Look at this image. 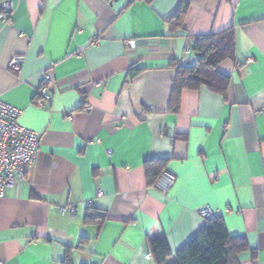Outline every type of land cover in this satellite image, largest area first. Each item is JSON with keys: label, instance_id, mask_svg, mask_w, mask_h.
<instances>
[{"label": "crops", "instance_id": "0c3cea01", "mask_svg": "<svg viewBox=\"0 0 264 264\" xmlns=\"http://www.w3.org/2000/svg\"><path fill=\"white\" fill-rule=\"evenodd\" d=\"M9 1L0 99L40 141L25 179L0 196V260L157 264L150 241L164 237L171 263L210 208L245 237L240 264H264V0H184L182 27L171 23L182 0ZM229 27L226 96L185 89L171 111L178 65L195 63L194 38ZM16 55L25 56L19 71L9 67ZM46 73L52 101L40 105ZM149 160L165 163L153 185ZM164 173L174 177L166 191ZM90 210L103 218L87 221Z\"/></svg>", "mask_w": 264, "mask_h": 264}, {"label": "trees", "instance_id": "16d2710c", "mask_svg": "<svg viewBox=\"0 0 264 264\" xmlns=\"http://www.w3.org/2000/svg\"><path fill=\"white\" fill-rule=\"evenodd\" d=\"M188 9V2L182 0L171 23L182 27ZM192 47L195 63L178 65L170 103L173 112L179 110L181 93L185 89L197 90L205 86L214 93L226 96L231 84L230 76L219 68L223 63H235L236 60V39L232 27L221 33L196 36ZM134 72L131 71L130 75H134ZM163 169H165L164 161H147L148 183L155 184ZM96 218L101 219L103 216L95 210H90L86 215L87 221ZM247 247L245 237L232 236L228 233L220 216L206 218L205 224L175 254L171 263H167V258L171 256L167 239L161 237L150 241V250L157 264H240L239 253ZM63 264H72L70 255L63 260Z\"/></svg>", "mask_w": 264, "mask_h": 264}, {"label": "built area", "instance_id": "2783aa9c", "mask_svg": "<svg viewBox=\"0 0 264 264\" xmlns=\"http://www.w3.org/2000/svg\"><path fill=\"white\" fill-rule=\"evenodd\" d=\"M13 11L12 3L9 0L0 2V18L6 20ZM134 47V41L130 42ZM192 50H187L191 54ZM25 62V56H14L9 64L11 70L19 71ZM43 83L39 90V104L45 101L51 102L52 95L49 92V86L53 82L51 74L46 73L43 76ZM93 106L86 104L85 110L90 111ZM151 109V107H147ZM22 111L15 108L0 99V196H4L6 191L13 186L16 181L24 180L28 171L35 165L39 148V134L22 126L20 118ZM111 153V152H108ZM174 183V177L164 173L159 179L158 185L167 190ZM99 195L103 192L99 190ZM62 212L68 211L62 208ZM73 213V208H69ZM199 215L203 218H211L216 214L210 209L205 208ZM0 264H5L0 260Z\"/></svg>", "mask_w": 264, "mask_h": 264}]
</instances>
